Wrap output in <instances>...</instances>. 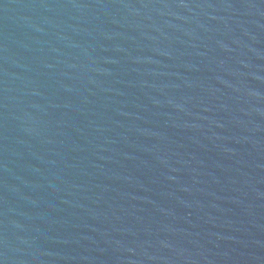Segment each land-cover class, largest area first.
I'll return each instance as SVG.
<instances>
[{"label": "water", "instance_id": "1", "mask_svg": "<svg viewBox=\"0 0 264 264\" xmlns=\"http://www.w3.org/2000/svg\"><path fill=\"white\" fill-rule=\"evenodd\" d=\"M0 264H264V0H0Z\"/></svg>", "mask_w": 264, "mask_h": 264}]
</instances>
